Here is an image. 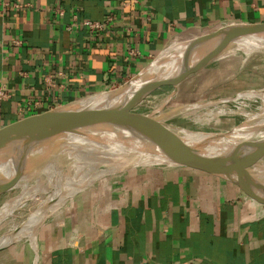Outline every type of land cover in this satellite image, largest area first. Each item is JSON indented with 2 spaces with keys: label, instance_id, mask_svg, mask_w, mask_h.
<instances>
[{
  "label": "crops",
  "instance_id": "0c3cea01",
  "mask_svg": "<svg viewBox=\"0 0 264 264\" xmlns=\"http://www.w3.org/2000/svg\"><path fill=\"white\" fill-rule=\"evenodd\" d=\"M2 2L22 7H0V128L123 84L179 35L264 22V0ZM121 176L62 205L34 244L0 248V264H264V202L234 182L188 166Z\"/></svg>",
  "mask_w": 264,
  "mask_h": 264
},
{
  "label": "bare ground",
  "instance_id": "6f19581e",
  "mask_svg": "<svg viewBox=\"0 0 264 264\" xmlns=\"http://www.w3.org/2000/svg\"><path fill=\"white\" fill-rule=\"evenodd\" d=\"M184 41L191 43L193 47L195 39L188 37L172 41L157 61L150 63L144 71H141L138 78L131 82L121 96L109 99L107 93H98L81 99L74 105V108L117 107L129 111L135 105H139L144 98L142 95H133L138 87L148 80L159 79L163 74L173 75L169 77L178 75L186 65L200 61L216 45V42H212L191 53L190 50L183 54H169L168 50L174 49ZM260 50H264V33L255 32L234 40L229 53L241 54L245 59ZM254 100L259 102L256 107L257 111L248 112L246 106L248 102ZM234 102L238 105L240 113L256 121V132L251 135V139L255 138V140L248 141L244 135H233L228 132L194 133L183 128L181 130L190 141H208L210 144L206 151L210 154L225 152L232 145L241 141L248 142L247 151L240 154L241 158L260 179L264 180V155L259 154L264 149V93L253 92L251 96L236 99ZM160 103L163 105V101ZM199 106L201 105H186L178 113V117H188L198 114V111H202L201 114L207 117H217L229 113L226 105L214 106L211 110H199ZM155 114H152L151 117L162 120L165 113L162 110ZM59 139L50 140L40 150L34 151L36 154L29 157L28 163L15 174L7 160L0 158V175L6 180L3 187L9 188L7 190L9 195L0 207V229L8 226L36 224L32 230L37 232L45 218L47 219L57 212L54 210L52 214L45 216L50 205H54L55 202L58 204L59 201L67 197L70 199L77 192L88 189L95 180L107 174L105 170L113 169L114 171L111 170V173L115 176L121 174L127 167L141 164L149 166L162 163L173 166L190 164L189 160L176 153L162 150L148 141L125 133H105L85 137L66 136ZM89 171L92 172L87 174ZM97 171L102 172L97 173ZM15 189L19 190L16 194L14 193ZM42 197L44 198L42 199ZM24 211H26L27 217L20 218ZM17 217L19 220L16 219ZM38 218L42 220L40 225L37 222ZM5 234H2L1 237L4 238Z\"/></svg>",
  "mask_w": 264,
  "mask_h": 264
},
{
  "label": "water",
  "instance_id": "95a60500",
  "mask_svg": "<svg viewBox=\"0 0 264 264\" xmlns=\"http://www.w3.org/2000/svg\"><path fill=\"white\" fill-rule=\"evenodd\" d=\"M255 32L264 33V22L227 25L195 39L190 53L212 42H216V45L200 61L186 65L178 75L148 80L138 87L133 95L145 97L165 85H173L176 88L188 76L198 73L209 63L222 57L234 40ZM147 67L148 65L142 71ZM140 72L118 88L106 91L107 98L121 96L131 82L138 78ZM74 105L54 107L0 128V158L7 160L13 174L28 163L29 157L36 154L34 151L40 150L50 140L66 136L125 133L148 141L162 150L176 153L189 160L191 164L186 166L222 176L237 184L251 198L264 202V180L260 179L240 155L247 151L248 142L241 141L225 152L210 154L206 151L210 144L208 141L188 140L181 130L182 127L151 117L150 114L133 112L137 105L130 111L117 107L78 109L74 108ZM259 154L264 155V149ZM3 178L0 175V194L9 189L3 187L6 181Z\"/></svg>",
  "mask_w": 264,
  "mask_h": 264
},
{
  "label": "rangeland",
  "instance_id": "374dc122",
  "mask_svg": "<svg viewBox=\"0 0 264 264\" xmlns=\"http://www.w3.org/2000/svg\"><path fill=\"white\" fill-rule=\"evenodd\" d=\"M209 33L211 32L208 31L197 34L186 33L177 36L172 41H175L178 38H188V37L199 39L201 36ZM170 43H168L167 46H169ZM231 45L224 52L222 57L209 63L207 66H205V68L200 70L198 73H194L188 76L181 83H179L176 88L173 85L161 86L160 88L151 92L148 96H145L143 98L144 100L142 99L139 105H137L133 110L132 108L130 110H132L135 113L150 114V115L155 113H160V111L163 110L165 113L163 118L164 117L165 118L164 120L162 118V120L164 122L182 127L183 129L185 130L187 129V131L190 132L192 131L194 133L228 132V134H233V135H237V134L244 135L248 141L255 140V138L251 139V135H253L256 132V124H255L256 121L253 118H250L248 116L247 118L245 115L240 113L238 111V105L235 104L234 101L236 99H241L244 97L251 96V93L253 92L261 91L262 93H264V90H259V88H263L264 85V59H263L264 50L256 51L250 54L249 56H247L244 60L241 54H237L233 52L229 53V50L231 49ZM191 48H192V44L184 41L179 45H177L174 49L168 50V52L169 54H183L189 52ZM163 51L151 63H155L157 59L163 54ZM259 57H261L262 59H260ZM247 61H250L249 64L247 63ZM260 61L261 63L257 64ZM247 66L249 67V70H246ZM169 76H173V75L169 74ZM169 76L168 74H163L159 79ZM127 81H129V79ZM119 86H116L107 91L114 90ZM78 101H80V99L68 105L72 106L76 104ZM162 101H163V105L160 103ZM197 104L201 105L198 107L199 110H205V109L211 110L213 109L214 106L226 105L227 106L226 109L229 113L227 115H221L217 117H211V116L207 117L201 114L202 111H198V114H192L188 117H178V113L186 105H197ZM258 105L259 102L257 100L248 102L246 106V110H248V112L251 111L254 113L257 111L256 107ZM150 165L151 166L141 164L137 166H130L125 168V170L121 174L115 176L112 175L111 173L112 172L111 170L113 169L105 170L107 172L106 175H103L102 178L95 180V182L92 183V185L88 189L77 192L75 195H73L72 198L78 197L80 195H86V194L90 195L96 189H101L102 186L105 187L106 185H109L112 180L117 181L119 179L118 177H120L121 175H124L125 173H130L132 171H136L138 169H147V167L176 168L180 166H186L189 164L173 166L162 163V164H156V165L150 164ZM91 172L92 171H89L87 172V174H90ZM98 172H102V171H97V173ZM18 191L19 190L15 189L14 193L16 194ZM8 192L9 191H5L0 194V207L2 206L7 196L9 195ZM44 197H42V199ZM67 198L59 201L60 203L58 204L57 202H55L54 205H50L47 208L48 211L45 216H47L50 213L52 214L54 210L58 212V210L61 208L62 205H64L66 202L72 199V198L69 199V197ZM14 212L17 211L14 210ZM21 217L22 218L27 217L26 211H24L23 214L20 215V218ZM16 219L19 220L18 217ZM37 222L40 225L42 222L41 218H38ZM35 227L36 224L33 225L27 224L25 226L23 225H18V227L8 226L6 228L4 227L0 229V248L10 245L19 240H25V239H28L32 244H34L37 232H35L32 229ZM4 233L6 234L3 236L4 238H2L1 236Z\"/></svg>",
  "mask_w": 264,
  "mask_h": 264
},
{
  "label": "built area",
  "instance_id": "2783aa9c",
  "mask_svg": "<svg viewBox=\"0 0 264 264\" xmlns=\"http://www.w3.org/2000/svg\"><path fill=\"white\" fill-rule=\"evenodd\" d=\"M8 7V6H13L15 8H19L22 7L20 4H16V3H7V2H2L0 7ZM53 11L58 15V16H63L64 11L60 8V7H54ZM1 12V11H0ZM109 20V19H108ZM84 27H86L88 29V31L91 33L92 31L96 30V29H100L102 28L103 24L99 23V22H95V21H82L81 23ZM77 25L76 21H73L72 23H70L69 25L66 26L67 30H71L74 26ZM15 43L19 44V41H15ZM52 87L53 85L49 83V87ZM11 97V93L10 91L5 88V87H0V102L2 101H6L8 99H10ZM36 104V103H35Z\"/></svg>",
  "mask_w": 264,
  "mask_h": 264
}]
</instances>
